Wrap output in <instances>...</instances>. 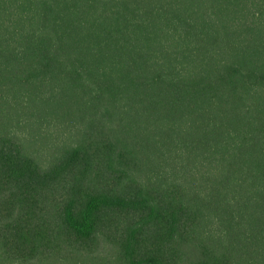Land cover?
<instances>
[{"label":"trees","instance_id":"obj_1","mask_svg":"<svg viewBox=\"0 0 264 264\" xmlns=\"http://www.w3.org/2000/svg\"><path fill=\"white\" fill-rule=\"evenodd\" d=\"M0 264H264V0H0Z\"/></svg>","mask_w":264,"mask_h":264}]
</instances>
